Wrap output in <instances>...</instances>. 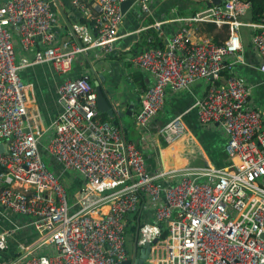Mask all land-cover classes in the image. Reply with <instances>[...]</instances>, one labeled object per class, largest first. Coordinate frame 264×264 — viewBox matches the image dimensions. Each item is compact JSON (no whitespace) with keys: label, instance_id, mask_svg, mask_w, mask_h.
<instances>
[{"label":"built area","instance_id":"1","mask_svg":"<svg viewBox=\"0 0 264 264\" xmlns=\"http://www.w3.org/2000/svg\"><path fill=\"white\" fill-rule=\"evenodd\" d=\"M72 1L92 25L73 24L72 38L65 41L54 33L57 5L51 1L8 0L0 6V143L6 144L0 206L31 218L34 228V239L5 264L134 263L128 233L130 225L136 231L133 218L142 210L153 220H140L137 246L157 242L163 253L151 255L152 247L145 264H264V109L251 106L252 90L232 63L230 76H223L229 58L244 63L243 27L254 31L252 46L264 75V24L244 21L251 2L226 0L186 18L164 49L135 57V65L153 79L141 96L140 128L163 110L168 90L184 92L202 80L208 92L196 104L199 125H220L226 137V167L179 168L175 157L168 172L151 175L142 149L121 126L103 121L88 74L61 84L62 111L50 124L35 86L21 78L24 68L44 64L69 75L79 55L113 53L124 19L121 5L133 1L150 14L153 0H93L95 11L87 0ZM202 23L228 26L225 44L197 40L194 31ZM161 27L155 24L163 34ZM187 132L176 117L160 136L173 145ZM68 174L80 177L77 190L63 179ZM8 237L0 233L1 251Z\"/></svg>","mask_w":264,"mask_h":264},{"label":"crops","instance_id":"2","mask_svg":"<svg viewBox=\"0 0 264 264\" xmlns=\"http://www.w3.org/2000/svg\"><path fill=\"white\" fill-rule=\"evenodd\" d=\"M7 1L0 0V6ZM49 1L57 5L54 7L57 17L54 33L60 41L72 38V25L82 24L83 19H88L74 8L72 0ZM87 2L89 9L95 11L93 0H87ZM208 2L210 0H153L150 5V14L142 13L140 6L135 2L125 3L122 6L124 19L119 32L120 38L113 53L103 54L100 51L91 50L87 55H79L74 63L73 71L69 75L58 73L50 64L27 67L24 72L20 73L21 78L24 83L35 86L37 102L46 123L50 124L52 119L62 111V104L58 95L61 84L69 78H77L83 74L92 77L91 72L96 69L104 72L107 82H115V85L119 87L118 92H120L122 100L119 99L114 104L119 112L125 114L127 138L142 149L148 172L151 175L168 172L175 163L173 159L175 157L179 159L177 163L179 168L209 165L217 168L226 167L229 160L225 151L226 137L222 127L215 124L209 128H203L198 122L196 104L203 100L208 92L206 81H198L184 92L174 93L168 90L165 106L154 121L144 128H140L136 121V115L140 110L142 89L135 82L134 76L139 73L143 74L148 87L152 84L153 79L135 65V57L148 48L150 38L158 39V43L164 44L165 48L168 41L182 26V20L207 11L211 8L208 6ZM173 20L177 21L172 22ZM244 21L250 24L248 16L244 18ZM160 22H162L163 34L155 28V24ZM206 24L216 25L214 23H202L197 26L194 31V37L197 40L201 38L212 39L208 32L204 33L200 30L205 28L207 31ZM217 28L221 27L217 26ZM252 31L253 29L250 27H243L241 31L244 63H236L235 59L230 58L226 64L230 65L232 62L236 73L251 88V106L263 110L264 107H260L259 102L264 101L262 95L264 80L260 78L264 75L259 71V59L253 50ZM15 47L17 52L21 50L17 39ZM129 112L131 117L126 115ZM100 114L114 124L115 120L107 113L100 111ZM176 117H182L188 127V132L177 143L168 145L160 136V130ZM57 172H61L59 167ZM65 177L68 180L67 183L71 185L72 191L81 186L80 177L72 174ZM144 216L149 221L153 220L146 211H144ZM131 226L129 227L131 231L128 233V238L129 243L130 240L132 243L130 246L132 255L135 257L136 254L139 257L141 249L138 246L137 250L135 249L136 231H133ZM2 232L9 234V237L8 248L4 251L0 250V264L15 260L20 254V245L29 243L34 239L31 218L15 214L0 206V233ZM156 244L157 242H153L155 253L152 252L151 255L155 254L162 257L163 253L156 250Z\"/></svg>","mask_w":264,"mask_h":264},{"label":"water","instance_id":"3","mask_svg":"<svg viewBox=\"0 0 264 264\" xmlns=\"http://www.w3.org/2000/svg\"><path fill=\"white\" fill-rule=\"evenodd\" d=\"M226 0H210L208 2L209 7L213 6H220L225 3ZM128 2H133V1H126L124 2L121 7ZM122 11L124 12L123 8ZM92 82L93 85L96 89L97 95H98V109L101 112L107 113L112 119L115 120L114 125H118L124 128V131L126 133V136L128 134V130L125 129L126 124H125V114L119 112L117 110V107L115 106L114 102L118 101L119 99L122 100L120 92H118V88L115 85V82L109 83L107 82V77L104 75V72L97 71L96 69H93L92 72ZM128 117H131V113L126 114ZM6 153V144L0 143V155ZM138 225L137 229L135 232L136 236V241H135V249L137 250V241H138V236H139V229H140V220H138ZM264 238V236H263ZM152 244H147L141 249L140 256L137 257L135 254V261L134 263L132 262H127L126 264H145L146 261L148 260L151 252H152Z\"/></svg>","mask_w":264,"mask_h":264},{"label":"trees","instance_id":"4","mask_svg":"<svg viewBox=\"0 0 264 264\" xmlns=\"http://www.w3.org/2000/svg\"><path fill=\"white\" fill-rule=\"evenodd\" d=\"M248 1L251 2V4H252V8H251V10H250V12L248 14V21L250 23H252V24H264V0H248ZM82 24L83 25H89V26L92 25V23L89 22L86 19H83ZM206 25H207V31H206L205 28H201L200 29L201 32L202 31L204 33L205 32H208L209 33L208 34L209 37L212 38V41L214 43H216L219 46L224 45L225 42L227 41L228 37H229L228 26H223L221 28H217L216 25H212V24H206ZM252 32H253L252 33V36H253L254 35V31H252ZM147 42H148V40H147ZM158 48L163 49L164 48V44L162 45V44L158 43V39L150 38L149 39V46H148V48L146 50H148V49H158ZM228 67H229V65L228 64H225V69L223 71V76L224 77H229L230 76V72L228 70ZM134 80L141 87L142 94L145 93L148 90L149 87L146 84V79H145V77H144L143 74H141V73L135 74ZM254 108L257 109V110H259L256 107H254ZM102 119H103V121H108L104 117H102ZM63 179L64 180H67L66 177H64ZM140 218L141 219L144 218V211L143 210L140 211L139 214L135 218H133V220H135L136 222H138V220H140Z\"/></svg>","mask_w":264,"mask_h":264},{"label":"rangeland","instance_id":"5","mask_svg":"<svg viewBox=\"0 0 264 264\" xmlns=\"http://www.w3.org/2000/svg\"><path fill=\"white\" fill-rule=\"evenodd\" d=\"M27 68H24L22 71H21V73L22 72H24L25 70H26ZM260 78H263V80H264V76H261ZM264 82V81H263ZM92 84H93V82H92ZM94 86V85H93ZM262 95H263V97H264V87H263V89H262ZM259 105H260V107H264V101H262V102H259ZM43 160L46 162V164H47V166L51 169V170H54V164H53V161H52V159L47 155V154H43ZM67 181V180H66ZM259 183H261L262 182V180H259L258 181ZM131 230H129V232H130ZM133 231H135V228H133ZM130 246H132V243H131V240H130Z\"/></svg>","mask_w":264,"mask_h":264}]
</instances>
